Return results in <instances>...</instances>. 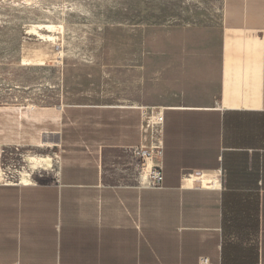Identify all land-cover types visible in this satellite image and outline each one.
<instances>
[{
    "label": "crops",
    "instance_id": "0c3cea01",
    "mask_svg": "<svg viewBox=\"0 0 264 264\" xmlns=\"http://www.w3.org/2000/svg\"><path fill=\"white\" fill-rule=\"evenodd\" d=\"M138 8L119 63L102 47L57 105L11 111V146L56 152L0 158V264H264V0ZM141 108L163 113L158 188Z\"/></svg>",
    "mask_w": 264,
    "mask_h": 264
},
{
    "label": "rangeland",
    "instance_id": "374dc122",
    "mask_svg": "<svg viewBox=\"0 0 264 264\" xmlns=\"http://www.w3.org/2000/svg\"><path fill=\"white\" fill-rule=\"evenodd\" d=\"M138 13V0H0V158L13 160L14 173L22 157L43 153L11 146V111L57 105L59 72L78 69L82 78L102 47L119 63L123 25H137Z\"/></svg>",
    "mask_w": 264,
    "mask_h": 264
},
{
    "label": "built area",
    "instance_id": "2783aa9c",
    "mask_svg": "<svg viewBox=\"0 0 264 264\" xmlns=\"http://www.w3.org/2000/svg\"><path fill=\"white\" fill-rule=\"evenodd\" d=\"M141 129L145 135L149 137L148 146H140L133 151V159L137 163L139 169V183L141 186L158 188L162 184V172L157 166H153L150 162L155 156L160 154V138L159 134L163 125V113L160 109L141 108ZM158 128L159 143L156 145L153 140V131ZM199 264H208V259L201 258Z\"/></svg>",
    "mask_w": 264,
    "mask_h": 264
},
{
    "label": "bare ground",
    "instance_id": "6f19581e",
    "mask_svg": "<svg viewBox=\"0 0 264 264\" xmlns=\"http://www.w3.org/2000/svg\"><path fill=\"white\" fill-rule=\"evenodd\" d=\"M155 131H156V130H154V132H155ZM30 159L35 160V161H37L38 159H39V160H44V161H45V160H48L49 157H38V158H36V157H35V158L32 157V158H30Z\"/></svg>",
    "mask_w": 264,
    "mask_h": 264
}]
</instances>
